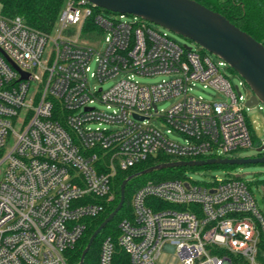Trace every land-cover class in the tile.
Returning <instances> with one entry per match:
<instances>
[{"label":"built area","instance_id":"1","mask_svg":"<svg viewBox=\"0 0 264 264\" xmlns=\"http://www.w3.org/2000/svg\"><path fill=\"white\" fill-rule=\"evenodd\" d=\"M0 48V264H67L86 219L103 210L98 200L113 198L117 168L158 153L207 159L264 146L245 116L243 81L221 71L227 63L136 15L64 0L43 32L0 13ZM157 73L170 77L135 79ZM197 83L219 95H195ZM249 182L145 181L116 242L102 239L98 264H157L162 250L175 264H264V213Z\"/></svg>","mask_w":264,"mask_h":264},{"label":"water","instance_id":"2","mask_svg":"<svg viewBox=\"0 0 264 264\" xmlns=\"http://www.w3.org/2000/svg\"><path fill=\"white\" fill-rule=\"evenodd\" d=\"M85 1L112 12L136 15L195 42L204 50L223 59L244 80L252 91L246 101L247 106L256 105L259 102L264 104V43L237 27L219 12L206 7L196 0ZM187 47L190 48L189 46ZM0 51H2L1 48ZM11 63L18 69L13 61ZM23 76H26L25 73ZM256 151L259 153L264 151V146L257 147ZM247 163H264V155L257 157L228 156L171 160L149 166L132 176L167 167L201 166L206 164L239 165ZM132 176L122 180L117 205L92 232L77 264H83L84 256L88 252L95 236L121 209L125 199V185Z\"/></svg>","mask_w":264,"mask_h":264},{"label":"trees","instance_id":"3","mask_svg":"<svg viewBox=\"0 0 264 264\" xmlns=\"http://www.w3.org/2000/svg\"><path fill=\"white\" fill-rule=\"evenodd\" d=\"M206 7L219 12L233 24L264 43V0H196ZM64 0H0V13L6 17L20 16L30 27L49 32L52 30ZM230 69L235 72L231 67ZM255 138V136H254ZM172 156L158 153L128 167L117 168L112 178L113 198L109 201L99 199L103 210L95 217L86 219V229L77 243L66 251V263L77 264L82 250L86 246L90 235L115 208L119 201L120 184L123 179L155 164L171 161ZM221 166L231 168L236 164H206L201 166H177L156 169L151 172L132 176L125 185V199L121 209L95 236L88 252L84 256L83 264H98L100 244L106 235H111L116 242L118 236V223L124 218L132 217L131 198L133 192L144 182L138 183V178L150 176L153 181L185 177L184 171L189 168H210ZM147 181V180H146ZM251 182H249L250 185ZM264 187V186H262ZM118 249V245H116Z\"/></svg>","mask_w":264,"mask_h":264},{"label":"rangeland","instance_id":"4","mask_svg":"<svg viewBox=\"0 0 264 264\" xmlns=\"http://www.w3.org/2000/svg\"><path fill=\"white\" fill-rule=\"evenodd\" d=\"M130 17L131 16H127ZM150 26L160 33L166 34L171 39L175 40L180 44H185L189 47H192L194 50H198L204 52L206 55L210 56L213 60L217 61L219 59L218 56L212 54L211 52L204 50L202 47L197 45L195 42L185 38L163 26L154 24L149 22ZM221 71L228 77L233 85L238 84L243 81L242 84L239 85V88L244 96H250L252 91L248 87V85L244 82V80L234 71L230 69V67L226 64ZM170 77L168 73H157L153 76H141L136 75L135 79H137L142 84H153L160 82L162 79H167ZM118 77L111 78L106 80L102 86L103 88H108L113 85L117 81ZM195 95H201L205 99H214L219 94L213 90L212 88H203L201 83H197L196 87L193 90ZM176 99L169 98L163 101L158 102V108L167 109ZM259 106H262L259 108ZM245 116L247 117L250 127L255 134V141L260 138H264V104L258 103L252 106H246L244 104ZM170 139L177 140L182 142L184 139L176 134H171L169 136ZM256 145L244 147L235 151L230 152L227 156L230 157H257L260 155H264V151L257 152ZM230 174H240L248 181H250L252 192L254 193L257 206L259 210L264 213V163H247V164H239L231 168H225L221 166L210 167V168H189L184 171V175L186 177H190L195 181L200 182H211L214 179H222L224 177L229 176ZM150 176H143L138 178V183L144 182L146 180H151ZM177 261L173 252L169 250H162L158 259L157 264H175Z\"/></svg>","mask_w":264,"mask_h":264}]
</instances>
